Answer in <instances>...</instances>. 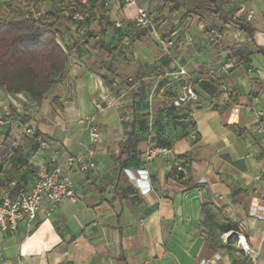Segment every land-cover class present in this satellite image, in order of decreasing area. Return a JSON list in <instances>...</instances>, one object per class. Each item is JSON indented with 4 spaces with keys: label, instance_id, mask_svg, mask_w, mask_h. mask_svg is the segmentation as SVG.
<instances>
[{
    "label": "crops",
    "instance_id": "0c3cea01",
    "mask_svg": "<svg viewBox=\"0 0 264 264\" xmlns=\"http://www.w3.org/2000/svg\"><path fill=\"white\" fill-rule=\"evenodd\" d=\"M242 1L254 18L240 20L237 28L229 21L177 20L174 13L157 21L154 8L159 33L175 40L166 54L155 33L134 24L135 8L115 0L99 13L105 25L114 22L123 30L90 28L103 35L109 56L80 48L40 103L14 94L48 145L43 152L25 147L26 186L41 169L50 170L52 151L62 150L63 158L84 151L86 116L96 117L103 140L94 168L76 165L71 171L75 199L52 213L39 212L32 224L20 222L15 233L0 227V264H240L242 252L230 237L239 231L260 249L257 264H264V144L256 130L258 112L264 124V0H224L223 8L235 12ZM99 15L94 23L101 22ZM206 28L219 29L224 38L209 42ZM179 66L189 76L171 80ZM189 80L199 99L170 111ZM106 100L114 104L100 110ZM133 132L140 136L134 152L123 155L121 145ZM163 143L171 153L148 160L149 148ZM9 167L10 157L0 158V200ZM123 169L147 170L151 191L144 193ZM219 220L238 230L221 232Z\"/></svg>",
    "mask_w": 264,
    "mask_h": 264
},
{
    "label": "trees",
    "instance_id": "16d2710c",
    "mask_svg": "<svg viewBox=\"0 0 264 264\" xmlns=\"http://www.w3.org/2000/svg\"><path fill=\"white\" fill-rule=\"evenodd\" d=\"M45 3H48V9L41 15H36ZM59 3H64L67 11H62ZM223 3L224 0H150L146 8L150 15L157 8V21L174 13L173 18L177 20L191 16L198 21L219 25L230 22V14L234 12L224 9ZM109 6L104 0H88L85 4L80 0L0 1V96L5 91L23 93L40 103L57 80V75L64 72L73 52H80L82 48L87 53H94L95 57L101 52L102 56H109L103 35L90 29L92 19L99 14L101 17L102 13L99 11L103 10L105 13ZM75 10L85 13L84 23L71 18L70 12ZM110 24L108 21L106 25ZM239 25L246 27L240 23ZM119 27L114 28L118 34L123 30L121 25ZM70 41L72 45H69ZM114 51L119 53L117 48ZM16 55L24 56L25 62H20L15 70L9 71ZM8 104V114L4 116V121H0V158L10 157V167L5 172L2 183L7 186L9 182L16 181L19 185H25L22 161L25 147L31 145L32 150L37 152L48 148L41 150L38 147L39 138L44 137L36 129L32 134L27 133L32 117L27 106L22 104L23 110L19 112L12 102ZM176 108L172 105L170 111ZM145 120L142 119L141 122L144 123ZM139 138V135L131 133L121 145V154L127 156L134 152ZM154 146L170 148L168 143ZM127 170L129 169L124 171L127 173ZM177 175L182 179L184 172L178 170ZM203 206L207 214L215 216L207 203ZM218 225L221 232L238 230V225L230 220H219Z\"/></svg>",
    "mask_w": 264,
    "mask_h": 264
},
{
    "label": "built area",
    "instance_id": "2783aa9c",
    "mask_svg": "<svg viewBox=\"0 0 264 264\" xmlns=\"http://www.w3.org/2000/svg\"><path fill=\"white\" fill-rule=\"evenodd\" d=\"M85 4L88 0H80ZM106 4H111L115 0H104ZM127 7L135 8L134 23L137 27L148 28L159 39L163 52L166 54L171 53V49L175 45L173 38H164L156 28V24L149 14L147 8L137 2V0H122ZM62 11H67L64 3L58 4ZM48 9V3H45L40 12L36 15H41ZM71 18L75 21L85 22L86 15L80 10L70 12ZM254 18V10L248 6L246 2H241L238 9L230 14V25L232 28H237L236 23L240 20L251 22ZM208 40L211 43L218 42L224 38V33L216 28H206ZM191 40V37H189ZM234 59L229 60L223 66V69L228 71L234 65ZM189 72L184 66L179 68L171 74V80H178L183 77H188ZM226 89L225 85H221ZM15 96V95H13ZM199 99L198 93L195 90L194 82L189 80L182 86L178 96L174 99L173 104L176 107H181L187 102H195ZM17 104L16 101H14ZM105 106L98 105L100 110L104 107L112 106L114 102L112 100H106ZM19 112L23 110L21 105H16ZM238 111L239 108H234ZM84 121L87 124L89 130V141L85 146L84 151L81 154L71 155L67 154L62 157V150L56 149L52 151L50 157V170L41 169L38 178L34 184L30 187L25 185H19L16 181H11L5 187L1 200H0V227L2 230L15 233L18 229L19 223L22 221H28L30 224L35 222L39 212L47 211V213L54 212L59 205L68 200L75 199L74 182L71 178V171L76 165H80L81 168L91 169L95 167L94 155L96 152V146L103 140L102 130L96 117L94 115L86 116ZM33 126L27 127V133L32 134L34 132ZM257 133L261 136V142L264 144V124L262 121V113H257ZM193 139L197 138L195 131L191 132ZM41 150L48 148L46 141L43 138H39V146ZM171 153V149L167 147L152 146L147 152V159L152 160L159 155H167ZM127 174L130 178L136 180L138 186L144 193L151 191V185L147 179V170H127ZM260 178V176H258ZM264 197V192L262 193ZM232 239L237 240L240 250L242 252L243 260L240 264H257L258 256L260 254L259 248L252 247L247 241L243 232L239 231L230 236ZM264 242V228L263 239ZM200 264H218L216 259H203Z\"/></svg>",
    "mask_w": 264,
    "mask_h": 264
},
{
    "label": "rangeland",
    "instance_id": "374dc122",
    "mask_svg": "<svg viewBox=\"0 0 264 264\" xmlns=\"http://www.w3.org/2000/svg\"><path fill=\"white\" fill-rule=\"evenodd\" d=\"M0 1H5V0H0ZM140 2L143 0H139ZM147 3L150 0H144ZM155 11V9H154ZM95 20L90 22V25L92 26L91 28H96L95 26L98 25L100 28H105V26L107 27L108 25H105V23L103 21L99 22V23H94ZM122 26V25H121ZM108 28H120L119 25H116L114 22H111V24L108 26ZM123 28V27H121ZM25 57L21 56V55H16L12 61V64L9 68V71H13L17 68V66L19 65V63H24L25 62ZM16 93H13L11 91H5V92H1V96H0V121H4V116L6 115V112L9 111V104L8 103H13L14 105H19V103L15 104L14 101H16V97L13 96Z\"/></svg>",
    "mask_w": 264,
    "mask_h": 264
}]
</instances>
